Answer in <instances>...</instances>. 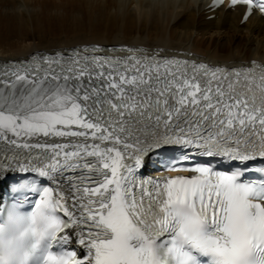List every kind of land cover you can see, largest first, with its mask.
I'll use <instances>...</instances> for the list:
<instances>
[{"label": "snow or ice", "instance_id": "1", "mask_svg": "<svg viewBox=\"0 0 264 264\" xmlns=\"http://www.w3.org/2000/svg\"><path fill=\"white\" fill-rule=\"evenodd\" d=\"M230 2L264 13V0ZM0 154V174H34L49 264H264L262 67L37 53L0 66ZM146 157L192 175L144 179Z\"/></svg>", "mask_w": 264, "mask_h": 264}, {"label": "bare ground", "instance_id": "2", "mask_svg": "<svg viewBox=\"0 0 264 264\" xmlns=\"http://www.w3.org/2000/svg\"><path fill=\"white\" fill-rule=\"evenodd\" d=\"M77 2L100 9V16L109 20L107 27L91 29L73 39L43 41L40 12ZM206 3L207 0H0V58L17 59L37 50L82 44H133L190 51L214 63L264 62V24L252 18L240 27V11L229 14L224 21H207Z\"/></svg>", "mask_w": 264, "mask_h": 264}, {"label": "clouds", "instance_id": "3", "mask_svg": "<svg viewBox=\"0 0 264 264\" xmlns=\"http://www.w3.org/2000/svg\"><path fill=\"white\" fill-rule=\"evenodd\" d=\"M27 189L25 185L20 191ZM43 211L41 207L25 212L15 202L0 206V264H33L51 238L52 230L46 229L41 217ZM43 264H49L47 253Z\"/></svg>", "mask_w": 264, "mask_h": 264}, {"label": "rangeland", "instance_id": "4", "mask_svg": "<svg viewBox=\"0 0 264 264\" xmlns=\"http://www.w3.org/2000/svg\"><path fill=\"white\" fill-rule=\"evenodd\" d=\"M78 4H81V2L68 6L57 5L55 8L45 9L44 13L40 12L39 17L44 22L45 35L42 36L43 41L52 42L51 40L55 41L64 38L73 39L74 36L82 37L85 32L96 28L104 30L107 27L109 20L100 16L102 14L100 9L97 11L96 9L83 7L84 4ZM27 39L31 40L30 37Z\"/></svg>", "mask_w": 264, "mask_h": 264}]
</instances>
